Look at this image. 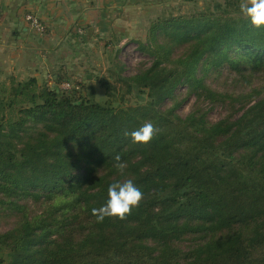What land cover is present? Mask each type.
<instances>
[{
	"label": "trees",
	"instance_id": "trees-1",
	"mask_svg": "<svg viewBox=\"0 0 264 264\" xmlns=\"http://www.w3.org/2000/svg\"><path fill=\"white\" fill-rule=\"evenodd\" d=\"M245 2L153 19L139 45L153 63L119 78L134 104L61 88L58 73L53 84L0 79V213L14 218L0 232V264H264V83L253 86L264 26L251 24ZM226 69L248 90L207 84ZM181 86L197 100L186 116ZM202 100L231 111L212 122ZM146 122L147 144L124 135ZM126 179L144 194L139 206L98 222L92 209L108 184Z\"/></svg>",
	"mask_w": 264,
	"mask_h": 264
},
{
	"label": "crops",
	"instance_id": "crops-1",
	"mask_svg": "<svg viewBox=\"0 0 264 264\" xmlns=\"http://www.w3.org/2000/svg\"><path fill=\"white\" fill-rule=\"evenodd\" d=\"M160 0H0V79L74 69L98 38L130 36L150 7ZM45 25L34 29L26 16ZM81 60V62H80Z\"/></svg>",
	"mask_w": 264,
	"mask_h": 264
},
{
	"label": "rangeland",
	"instance_id": "rangeland-1",
	"mask_svg": "<svg viewBox=\"0 0 264 264\" xmlns=\"http://www.w3.org/2000/svg\"><path fill=\"white\" fill-rule=\"evenodd\" d=\"M215 0H160L156 5L150 7L149 13L137 24V30L130 36H114L98 38L93 47H89L85 53L88 61L79 65V74L74 69H56V73L62 77L61 88H65L64 83L75 88L80 94H91L98 101L112 100L116 105L134 104L137 98L134 94H123L124 88L120 77L130 76L140 69L149 67L154 58L140 50V43H150L149 27L151 21L162 14L173 13L190 14L206 7L207 3ZM81 62V60H80ZM237 79V80H235ZM244 78L238 77L235 72L224 70L221 74H213L207 79V84L218 91L236 92L247 91L244 89ZM49 84L55 82L54 74H48L44 79ZM106 83L116 86L115 89H107ZM264 83V71L258 72L254 76L253 86H260ZM94 90L91 93V90ZM187 87L181 86L177 93L181 95L182 102L177 112L181 116H186L195 106L197 100L192 94L187 96ZM171 100H167L163 107H170ZM201 106L207 111V118L216 122L229 115L231 108L222 102H211L202 100ZM240 111L238 114H240ZM38 206H35L37 209ZM14 218L0 213V232L10 229ZM190 240L182 242L185 249L189 248ZM5 253V252H4ZM1 256V253H0Z\"/></svg>",
	"mask_w": 264,
	"mask_h": 264
},
{
	"label": "clouds",
	"instance_id": "clouds-1",
	"mask_svg": "<svg viewBox=\"0 0 264 264\" xmlns=\"http://www.w3.org/2000/svg\"><path fill=\"white\" fill-rule=\"evenodd\" d=\"M240 8L250 19L252 25L264 26V0H246ZM154 133V124L146 122L131 131H125L124 135L129 136L134 144H147L153 138ZM115 160L117 161L115 168L121 176L125 175L126 163L119 155L115 156ZM143 195L142 190L131 179L113 181L108 184L105 203L99 208H93L92 213L98 222H102L106 217L124 219L134 207L139 206Z\"/></svg>",
	"mask_w": 264,
	"mask_h": 264
},
{
	"label": "built area",
	"instance_id": "built-area-1",
	"mask_svg": "<svg viewBox=\"0 0 264 264\" xmlns=\"http://www.w3.org/2000/svg\"><path fill=\"white\" fill-rule=\"evenodd\" d=\"M29 24L34 28L36 29L37 31L39 32H44L46 27L45 25L39 20L38 16L34 15V14H28L26 16ZM65 88H68L70 87V85L68 83H64V86Z\"/></svg>",
	"mask_w": 264,
	"mask_h": 264
}]
</instances>
